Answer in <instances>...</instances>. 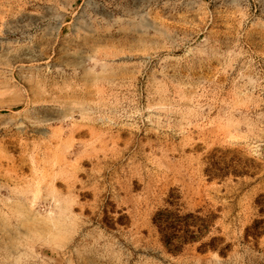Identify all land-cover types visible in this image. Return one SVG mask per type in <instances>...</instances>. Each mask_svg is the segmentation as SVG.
<instances>
[{
  "label": "rangeland",
  "instance_id": "374dc122",
  "mask_svg": "<svg viewBox=\"0 0 264 264\" xmlns=\"http://www.w3.org/2000/svg\"><path fill=\"white\" fill-rule=\"evenodd\" d=\"M0 264H264V0H0Z\"/></svg>",
  "mask_w": 264,
  "mask_h": 264
}]
</instances>
